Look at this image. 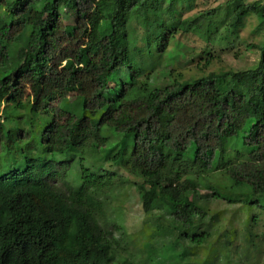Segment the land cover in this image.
Segmentation results:
<instances>
[{
    "label": "trees",
    "instance_id": "obj_1",
    "mask_svg": "<svg viewBox=\"0 0 264 264\" xmlns=\"http://www.w3.org/2000/svg\"><path fill=\"white\" fill-rule=\"evenodd\" d=\"M194 2L0 0V264H118L105 233L112 232L99 218L107 219L112 200L122 203L125 181L114 184L113 173L106 183L118 189L111 191L103 175L86 170L85 181L72 186L63 173L64 190L53 180L66 170L42 159L39 150L99 152L110 142L119 150L105 159L139 177L127 187L145 188L143 208L156 224L145 245L160 238L174 252V264L191 244L210 248L202 264H264L257 218L248 216L240 235L233 216L224 224V212L211 213L210 199L199 196L206 188L229 204L264 209V40L250 44L260 53L252 69L182 78L170 55L178 34L196 32L213 41L219 31L211 28L218 8L183 19V9ZM237 2L229 9L228 34L238 36L251 16L259 29L264 26V3ZM143 36L147 62L155 63L147 72L133 67L134 58L143 63L136 44ZM162 67L171 82L152 85L151 72ZM70 98L73 104L65 106ZM76 99L82 115L72 111ZM26 106L46 121L39 142L31 130L5 124L7 107ZM104 127L114 133L104 135ZM240 134L248 157L215 165ZM19 160L23 165H16ZM218 169L224 179L213 184L206 175ZM158 214L172 223L163 225ZM138 262L130 253L120 264H151L144 257Z\"/></svg>",
    "mask_w": 264,
    "mask_h": 264
},
{
    "label": "rangeland",
    "instance_id": "obj_2",
    "mask_svg": "<svg viewBox=\"0 0 264 264\" xmlns=\"http://www.w3.org/2000/svg\"><path fill=\"white\" fill-rule=\"evenodd\" d=\"M229 1L230 0H195L194 7L191 10L187 11L186 9H183V19L191 20L202 12L218 8L219 13L212 20L211 28H216L219 31L218 34L214 35L215 40L213 41H208L206 36L200 35L196 32L178 34L176 38V43L178 42V44L171 45L170 55L172 54L175 56L176 61L174 67L176 68L177 73H181L183 76L182 78L188 79L212 71L228 69H233L235 71L247 70L258 65L260 53L258 50L252 48L250 44H257L264 40V26L259 29V20L255 16H251L247 19L243 29L239 31L238 36H231V34H228L227 25L229 24L232 12V10L229 11V9H233L238 5L237 0L233 2ZM245 1L248 3H264V0ZM61 9L65 14L66 21L70 23L73 22L74 19L69 15H66L65 8L62 7ZM141 26L144 27L143 25H140V27ZM138 27L139 26L137 25H133L135 31H137ZM225 36H228V38H225ZM136 44L140 46V53L137 54V56L142 55L143 63L139 64L140 60L134 58L135 61L133 60V67L135 70H146L145 72H147L155 63L149 64L152 61L148 57L147 50H144V36L141 37ZM124 69L127 70V67ZM168 69H172V67H169ZM150 76L151 84L158 87H164L172 80L170 74H167V70H165L164 67H162V69L157 68L151 72ZM73 102L74 100L70 98L64 102V105L69 106L73 104ZM6 111L7 113H5L4 120L7 127L10 126L14 130L20 128L31 130L33 137L37 142L41 140V131L46 124L44 118L36 114L32 115L27 106L22 110L7 107ZM72 111L76 114H84L81 99H76ZM102 133L108 135L114 132L111 128L104 127ZM116 137H118L117 134ZM228 142H230L228 144L229 152H227L225 156H221V154L217 155L215 165L219 166L220 164L227 163L228 160L237 159L238 156L243 158L248 157L249 149L243 145L242 134L230 139ZM113 146V142H110L108 146L102 148L99 152L93 148H71L63 153H48L41 149L39 150L41 151L40 157L42 159L47 158L48 161L55 164V166L58 164V167L66 170V172L62 171V175L57 176V178L53 180L54 183L61 186L64 190L67 189L63 184L64 174L72 186H76L85 181L86 170L92 172L91 175L93 177L103 175L105 180L104 184L107 182V178L113 176V173L115 174L113 179L114 184L117 185V181H125V185H122V188H120V190L124 191L123 196L119 200L122 203L119 204L118 201L115 202L112 200L113 206H111L108 211L109 214L107 219L99 218L103 229L112 232V235H109L107 232L105 233L115 245L118 264H120L123 258L130 253L134 254L135 261L137 262L144 257V260L146 259V262L151 264H174L170 261V256L174 255V252H172L168 246L162 244L163 240H160V238L156 241H147L148 245H145V236L153 232L155 229L154 225H156H153L151 220H149V214H147L143 208L142 200L145 188H142L141 183H136L134 186L133 184H129L127 187V180L138 182L139 177L114 165V162H110L111 160L105 159L106 155H114L118 152L119 149L113 148ZM223 157H226V159L223 160ZM16 165H23V160H19ZM206 176H210L213 184H218L224 179L222 169L208 173ZM106 186L108 189H111V191L118 189L111 185L110 182L108 184L106 183ZM75 188L76 187H74V189ZM199 192V196L204 198L208 197L210 199L209 209L211 213H216L217 211L224 212L222 218L224 224L227 223L228 217H234V226L237 228L240 235L243 234L245 228V219L250 215L257 218V228H255V231L258 233V238L256 239V244L261 246V250L264 254V209L256 206L252 209L248 203L245 205L242 202L229 204L223 198L216 196L211 189L202 188L199 189ZM242 200L244 199L241 198L238 201ZM115 207L121 209V211H118L119 217L116 216V211L111 210L112 208L116 209ZM115 216L118 220H115ZM158 216L163 225L169 226L172 223L171 220L165 219L162 214H158ZM120 221L121 223L123 222V227L121 228L117 227V224L121 225ZM122 234H124L123 236L125 237H122ZM117 241H119L120 244H117ZM154 242L156 244H154ZM188 242L191 241L188 240ZM168 244H170V241ZM183 248L184 247L180 244V246L177 247V250L182 251ZM186 250L188 251L186 258L175 264H202L201 261L210 252V248L207 246L201 245L195 247L193 244H191L190 247L187 246Z\"/></svg>",
    "mask_w": 264,
    "mask_h": 264
}]
</instances>
